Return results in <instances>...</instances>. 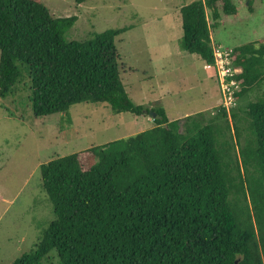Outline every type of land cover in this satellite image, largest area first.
I'll return each instance as SVG.
<instances>
[{
  "label": "trees",
  "instance_id": "trees-1",
  "mask_svg": "<svg viewBox=\"0 0 264 264\" xmlns=\"http://www.w3.org/2000/svg\"><path fill=\"white\" fill-rule=\"evenodd\" d=\"M236 10L234 0L182 5L181 50L213 63L210 31ZM76 19L53 17L41 0H0V98L26 80L34 117L81 102L148 115L120 77L115 38L128 28L68 41ZM232 57L242 71L229 113L170 120L158 107L148 129L42 163L54 218L11 264H264V95L246 100L264 82V41ZM229 118L238 143V121L250 132L239 161Z\"/></svg>",
  "mask_w": 264,
  "mask_h": 264
},
{
  "label": "rangeland",
  "instance_id": "rangeland-1",
  "mask_svg": "<svg viewBox=\"0 0 264 264\" xmlns=\"http://www.w3.org/2000/svg\"><path fill=\"white\" fill-rule=\"evenodd\" d=\"M41 1L53 17H77L64 34L68 41H83L106 29L128 28L115 38L124 66L120 77L131 100L143 110L163 107L170 120L197 113L209 117L223 103L214 70L206 69L199 55L179 46V10L191 0ZM234 1L236 13L220 18L210 31L211 42L234 48L264 41V0H254L251 11L247 0ZM28 95L23 80L0 98V264H11L29 252L54 218L41 183L42 163L153 125L148 115L114 114L102 102L76 103L66 113L34 117ZM263 95L264 82L248 92L246 100ZM228 120L230 154L239 161V147L250 138V132L246 119L238 121V143ZM82 162L85 164L84 159Z\"/></svg>",
  "mask_w": 264,
  "mask_h": 264
},
{
  "label": "built area",
  "instance_id": "built-area-1",
  "mask_svg": "<svg viewBox=\"0 0 264 264\" xmlns=\"http://www.w3.org/2000/svg\"><path fill=\"white\" fill-rule=\"evenodd\" d=\"M213 63H205L206 69L214 70L218 86L223 96V103L219 104L228 113L235 105V93L240 89L235 76L240 74L242 68L233 64V47L219 43L212 45ZM230 105H232L230 107Z\"/></svg>",
  "mask_w": 264,
  "mask_h": 264
},
{
  "label": "water",
  "instance_id": "water-1",
  "mask_svg": "<svg viewBox=\"0 0 264 264\" xmlns=\"http://www.w3.org/2000/svg\"><path fill=\"white\" fill-rule=\"evenodd\" d=\"M143 112L145 113V112H147V110H143ZM148 116L153 119L156 115H155V112L148 111ZM236 263H237V260H235V264Z\"/></svg>",
  "mask_w": 264,
  "mask_h": 264
},
{
  "label": "crops",
  "instance_id": "crops-1",
  "mask_svg": "<svg viewBox=\"0 0 264 264\" xmlns=\"http://www.w3.org/2000/svg\"><path fill=\"white\" fill-rule=\"evenodd\" d=\"M212 44H215V43L212 42ZM204 66H205V63H204ZM149 119H150V118H149Z\"/></svg>",
  "mask_w": 264,
  "mask_h": 264
}]
</instances>
